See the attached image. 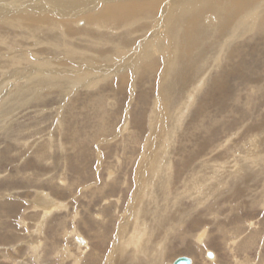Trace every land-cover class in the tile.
Returning <instances> with one entry per match:
<instances>
[{
	"label": "rangeland",
	"instance_id": "1",
	"mask_svg": "<svg viewBox=\"0 0 264 264\" xmlns=\"http://www.w3.org/2000/svg\"><path fill=\"white\" fill-rule=\"evenodd\" d=\"M189 1L163 0L138 31L82 12L64 46L3 24L0 264H264V0L202 45L194 77L166 81L174 43L146 41L166 42ZM136 220L150 237L132 255L117 230Z\"/></svg>",
	"mask_w": 264,
	"mask_h": 264
},
{
	"label": "bare ground",
	"instance_id": "2",
	"mask_svg": "<svg viewBox=\"0 0 264 264\" xmlns=\"http://www.w3.org/2000/svg\"><path fill=\"white\" fill-rule=\"evenodd\" d=\"M162 1L163 0H0V31L5 30V26H9L15 29L19 28L26 30L27 33L32 36L36 35V39L41 40L42 42H45L49 45L64 46L68 42L63 34V31H69L72 27L67 26L64 30H62L61 25H63V23L67 24L70 18L74 15L80 16L82 12H88L84 13V15L86 14V19L95 21V24L100 27L110 25L111 23H118L123 20H135L133 23L129 24V29L138 31L140 26L139 24L141 23L142 19L139 18V16H147L148 14L153 15L154 12L156 15V11ZM253 2L254 0H194L189 1L187 5H183V9L181 7L178 14L179 19L174 22V25L171 26V29H167L168 39L166 40V42L162 40V38L155 39V34L151 35L152 37L150 36L151 38L149 37V39H147L146 41L147 43L152 42L151 47L154 51L158 50V46L160 44H167L169 46L170 38L174 43V53L170 58V60L172 59V63L169 64L168 62L169 66H167L164 71L166 77H168L166 78V81H171L170 77L171 79L175 77H178L179 79L180 76L182 77V79L184 78V80H190L191 77L195 75V73L199 69V60L202 55V45L207 40H210L215 36L226 35L228 33L227 29H229L230 27H232V29H235V27H239L238 19L240 17V10H245L247 8V10L250 11L249 14L253 15V12L256 10ZM10 4L12 5L11 7H14V11L12 13H9L8 11V6ZM172 4V1L166 3L167 6H171ZM146 7L150 8V10L148 11V8L145 9ZM165 8L166 6L164 7V10ZM207 15L211 16V19L207 20ZM57 17H61L64 19H62V21H59ZM148 17L151 16L149 15ZM136 23L137 25L135 26ZM168 25L169 24L167 23V26ZM215 32L216 35L214 36L213 33L215 34ZM87 39H90L88 40V43L86 42ZM162 41L164 42L162 43ZM83 43L89 45L90 47H97L95 49H98V47H104L105 49V46H107V48L112 52L118 51L120 49V44L122 43V41H111L108 38L94 37L93 39L85 38ZM89 46L87 48H89ZM152 57L153 55L149 53L144 58V61H150L152 60ZM166 60L170 61L168 58H166ZM36 70L37 69L32 70V73H36ZM39 70H43L44 72L46 71V73L53 74H47L46 79H48V81H51L52 78L58 77L57 73H65L57 68ZM142 184L143 179L140 180V189L138 188V191L142 189ZM138 220L133 223V228L130 227L131 231L125 239L122 234L124 232H127L125 231L127 228V222L125 224L126 228H123L121 225L117 230V239L119 238L121 240H117V243L121 245V249H124H122L123 251L127 250V252L131 253L132 255L136 253L139 254L140 252L138 246L143 245V241L146 237H150L149 234L146 233L144 229L145 227H143V225L141 226ZM128 229L129 228H127V230ZM79 238L78 241L83 243V240ZM209 252L210 251L206 252L207 257H209ZM131 254L128 255L131 256ZM138 258H140V256H138ZM173 261L171 262V264L173 263ZM211 261L213 262V260Z\"/></svg>",
	"mask_w": 264,
	"mask_h": 264
},
{
	"label": "water",
	"instance_id": "3",
	"mask_svg": "<svg viewBox=\"0 0 264 264\" xmlns=\"http://www.w3.org/2000/svg\"><path fill=\"white\" fill-rule=\"evenodd\" d=\"M208 256L212 257L211 252H209ZM172 264H191V260L187 256H179L174 259Z\"/></svg>",
	"mask_w": 264,
	"mask_h": 264
}]
</instances>
